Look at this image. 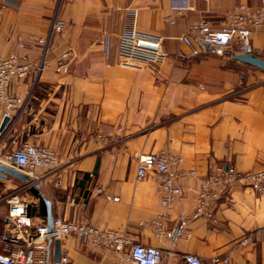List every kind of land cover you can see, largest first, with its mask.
Here are the masks:
<instances>
[{"label":"crops","instance_id":"0c3cea01","mask_svg":"<svg viewBox=\"0 0 264 264\" xmlns=\"http://www.w3.org/2000/svg\"><path fill=\"white\" fill-rule=\"evenodd\" d=\"M261 1L190 0L188 11L176 12L171 0H13L15 6L0 10V60L17 55L41 68L10 87L27 101L1 140L0 156L30 141L53 149L61 166L39 188L25 189L26 198L10 201L30 202L35 224L61 217L160 248L163 264H187L186 255L202 264L214 257L228 258L227 264H264V196L237 184L232 194L210 202L208 218L196 215L195 194L221 169L264 168V70L235 59L245 53L238 40L226 50H201L196 29L203 20L215 30L231 25L242 5L257 15ZM55 19L65 23L58 35L52 33ZM248 25V47L264 60V22ZM132 29L162 38L165 58L159 64L120 63L121 38ZM186 34L191 46L181 40ZM63 54L70 56L68 66L58 72ZM160 152L183 159V194L168 207L157 176L138 180L131 160ZM0 185L4 252L26 243L12 229L9 199L2 193L21 192L25 183L0 177ZM96 187L120 200L97 195ZM244 238L246 245L240 243ZM59 242L62 264H133L129 247L118 252L76 235ZM48 259L54 264V242Z\"/></svg>","mask_w":264,"mask_h":264},{"label":"built area","instance_id":"2783aa9c","mask_svg":"<svg viewBox=\"0 0 264 264\" xmlns=\"http://www.w3.org/2000/svg\"><path fill=\"white\" fill-rule=\"evenodd\" d=\"M3 10L7 6H15L13 0H0ZM262 8L257 15L249 13L248 6H240V13L234 18L231 25L215 30L206 21H201L196 29L199 32L198 47L203 51L226 50L231 47L234 40L241 43V50L248 48L252 29L249 23L255 27L264 22V0ZM171 8L176 12H185L190 9V0H171ZM247 15V16H246ZM252 16L254 19H248ZM65 30V23L55 19L52 26L54 35L61 34ZM181 40L188 46L193 44L189 34ZM35 43L47 46L48 41L42 37H34ZM118 56L120 63L125 67L149 66L159 64L164 58L163 40L157 36L143 34L135 29L127 32L121 38ZM68 54H63L58 60V72L65 71L68 66ZM40 66H34L25 58L12 55L0 60V143L13 118L22 113L27 97L14 93L10 87L17 82L26 79L32 72H40ZM6 117L10 118L7 127L1 131V125ZM137 163V179L142 180L153 173L157 176L162 195V204L168 207L170 202L183 194L179 179L182 177L180 166L182 158L165 152L153 154H140L132 157ZM0 164H4L27 175L29 183H25L23 189H30L36 185H43L49 175L60 171V159L57 153L48 146L34 144L25 141L10 152L0 156ZM194 173L192 172L191 175ZM62 185V181L58 182ZM237 184L252 189L264 196V168L255 172H238L235 168L221 169L219 174L204 179L196 191V215L212 217L208 210L210 202L224 194H232ZM95 193L104 196L107 200L119 201V197H113L101 188H95ZM68 201L75 206L76 199L68 197ZM9 218L14 229L25 236V246L13 250L0 252V264H48L50 253V241L60 240L66 235H76L91 239L94 243L102 242L114 250L120 252L129 247L128 257L133 264H163V252L160 248L147 247L141 244H132L126 236L114 231L102 232L92 225L76 220H67L57 217L53 220L51 231L47 223L35 224L28 216L30 202L9 199ZM264 234V228L260 230ZM242 245L248 243L244 238ZM187 264H202L200 258L194 255L184 257ZM228 258L214 257L211 264H227Z\"/></svg>","mask_w":264,"mask_h":264},{"label":"water","instance_id":"95a60500","mask_svg":"<svg viewBox=\"0 0 264 264\" xmlns=\"http://www.w3.org/2000/svg\"><path fill=\"white\" fill-rule=\"evenodd\" d=\"M235 59L264 70V60L255 56L252 53V50L250 47L247 48V50L244 54L236 55ZM9 122H10V118L6 117L4 119L2 125H1V131H3L7 127ZM0 177L1 178L12 177L16 180L23 182V183H29L31 181L27 175L15 170L14 168L6 166L4 164H0ZM36 187L39 188L40 186L36 185ZM49 207H50V204H49ZM53 220H54V218L51 217L49 222H48L49 231H51ZM52 243L53 242L50 241V244H52ZM62 258L63 257H62V253H61L60 242H59V240H56V241H54V261H53L54 264H62Z\"/></svg>","mask_w":264,"mask_h":264},{"label":"rangeland","instance_id":"374dc122","mask_svg":"<svg viewBox=\"0 0 264 264\" xmlns=\"http://www.w3.org/2000/svg\"><path fill=\"white\" fill-rule=\"evenodd\" d=\"M17 184H19V183H17ZM18 186L20 188L21 185L19 184ZM1 188H3L2 185H0V192H1ZM26 191L28 192L29 190L23 189L21 192H18V193H14L13 189L12 190H7V191L3 190L2 198L7 197L6 199H15V198H17V196H20V195H22L23 197L26 198V194H25ZM12 229H14V228H12ZM21 245H23V244H21ZM21 245H19L18 247H24L25 246V245L24 246H21ZM12 248H14V247H12Z\"/></svg>","mask_w":264,"mask_h":264},{"label":"trees","instance_id":"16d2710c","mask_svg":"<svg viewBox=\"0 0 264 264\" xmlns=\"http://www.w3.org/2000/svg\"><path fill=\"white\" fill-rule=\"evenodd\" d=\"M32 193L36 195L37 197L40 196L39 191L36 190V188H32Z\"/></svg>","mask_w":264,"mask_h":264}]
</instances>
